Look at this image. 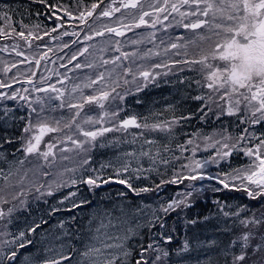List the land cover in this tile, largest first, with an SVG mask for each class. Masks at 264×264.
Instances as JSON below:
<instances>
[{
  "label": "snow or ice",
  "instance_id": "obj_1",
  "mask_svg": "<svg viewBox=\"0 0 264 264\" xmlns=\"http://www.w3.org/2000/svg\"><path fill=\"white\" fill-rule=\"evenodd\" d=\"M31 2L46 7L48 13L51 14L50 18L59 22L50 30L45 31L43 36L51 37L52 33L58 32L61 27H65L64 17H67L69 21L79 22L77 25L68 24L67 27H79L83 30L87 26L90 29V32L84 35L83 41L80 40L81 33L79 31H64L59 37H53V39H59L63 36H74L77 39L72 41L73 44L78 41L80 43L91 41L95 37H104L106 34L122 37L133 27L147 26L155 28L157 23L162 24L168 20L169 16L175 14V16L179 17V20H176V24L195 34L194 39L188 40L189 44L195 45L197 41L201 43L210 42L207 48L201 47L198 59L171 62V66L178 64L200 66L198 71L201 79L188 81L189 87L194 83L198 88L207 89L208 93H210H201L191 97L195 101L202 102L196 110L200 113L199 118L205 119L208 113L212 112L218 120L224 115L236 117L238 126H246L241 129V134L237 137L235 143L230 145L216 140L215 143L208 145V147L215 148L216 144H219L220 148L216 150L215 155L211 158L201 162L192 158L195 157L197 149L200 148L199 144H195L194 147L189 149L188 146L194 144L192 138L187 139L186 142L176 143L175 148H173V142L176 141L179 135L176 131L177 127H182V122L191 121L195 112L179 116L173 114L170 120L162 122L150 123L148 117H144L143 122H139L138 118L133 115L112 123L114 118L119 117V110H114L111 113L105 110L98 119L86 115L82 123L78 124L77 119L80 118L85 105H97L99 108L104 109L105 102L109 100L112 93L116 92L115 87L110 88L109 84L101 83L106 79L104 72H100L94 79L89 78V82L83 85L85 88H91L97 84H101V88L94 94L83 95L78 102H69L67 107L76 109V111L68 122L63 125L64 128L68 129L75 125L76 132L84 139H73L72 136H66L59 141V144L70 141L75 146L74 148L62 147L59 149L60 152L77 151L78 155L83 154V158L80 161V168L83 169V172L78 179H71L70 183L68 181L57 183L56 190L82 184L88 190L94 191L103 185L116 184L122 185L127 190L126 192H119V196L127 198L128 194L139 197L146 193L155 194L166 185H180L184 184L185 181L190 183L185 185V191L177 193L176 197L159 204L156 208L147 204L143 207L136 205L134 208L132 206H120V214L117 216L105 213L99 218L94 227H91L92 221H89V232L91 234L81 249H78L73 242H69L78 233H70L68 230H64L53 234L48 244L38 249L35 255H24L20 252V249H25L29 245L34 246V241L25 239L26 233L21 231L17 238L0 242V264H167L166 258L169 256V252L160 245H170L173 240L172 235L167 230L168 217L172 213H176L179 216L180 212L185 208L193 207V199L205 190H210L213 193H218L222 190L243 192L250 200L259 201L258 213L246 207H237L232 211H228L221 206L220 201H216V204L218 206V214L225 218L222 231L229 236L228 244L223 249L224 264H264V134L260 136H257L254 132L249 134L250 127L256 125L264 127V0H163L162 3H160V0H156L155 3H149L151 11L142 10L141 0H111L110 4L97 13V9L104 4V0H98V2L92 3L89 8H85L78 14H73V12L63 6L53 5L49 0H31ZM117 3H119V6H115ZM121 8H141L138 19H134L131 24H125L123 20H120L116 26L104 24L95 28L93 24L89 23L93 17H95V20H100L101 18L111 20ZM11 12V8H7V10L0 8V39L8 40L18 37L29 48L32 47L33 40L43 39V36L38 32L25 31L28 29V25L23 23L22 20L19 22L22 30L18 31L13 23H9V21L13 20V15H10ZM61 12L63 16L59 14ZM165 13L167 15H164ZM40 14L42 13H37V15ZM210 14L211 19H209ZM149 16H154L151 23L145 19V17ZM161 16H163V19H161ZM193 17L195 19H192ZM95 20H93V23H95ZM34 27L39 29L41 26L36 24ZM204 28H207L209 34L197 32L198 29ZM177 39H183V37H178ZM133 43H138V41H133ZM187 46V44L172 43L170 48L179 49L181 47L187 48ZM68 47L70 45L65 43L62 45L61 50ZM18 49L19 44L12 46L15 54L23 57V60L11 65H5V74L11 72L12 68L18 67L19 64L25 61L34 63L35 68L38 69L41 60L47 57V52H44L38 59L33 57L30 60L25 56L24 52ZM0 51H8V49L0 48ZM48 51H51V49H48ZM101 51H105V49L102 48ZM115 51L120 52V55L112 59H103L101 57L102 65H116L121 56L127 59L130 55L129 53L121 52L119 40L115 41ZM88 52V47L78 49L71 55L67 63L61 64L60 67L68 68L69 64H73V61H77L80 56H84ZM131 55H134V53ZM85 67L92 68L95 67V64L91 62L87 64L75 63L69 71ZM154 67L170 66L168 64H157ZM180 70L184 71V69ZM188 70L192 71L193 69L189 67ZM29 71H31L32 75L27 76L25 73V79L23 80L19 79L18 76H13L11 83L0 80V89H12L10 92H0V101H16L19 98V100L30 104L29 96L21 94V92L28 93V88L20 90L13 88L14 84L23 83L32 85L31 91L33 92L47 93L51 91L57 93V95L51 96L49 99L61 100L59 107L63 108V90L56 88L54 84L47 87H36L37 82L32 78L36 76V71L32 69H29ZM130 72L131 69H125V75ZM167 74V72L164 73V75ZM57 75L60 74L57 73ZM108 75L111 77V73ZM139 76L143 77L145 82H148L150 78L153 81L156 79V76L147 70L140 71ZM48 78L50 79V77ZM67 78L65 74V79ZM180 82L184 83L183 80ZM39 83L43 84V79ZM59 83H64V79H61ZM79 87V85L75 86L73 92L77 91ZM137 90L139 91L140 89L138 88ZM117 95L123 100V95L119 93ZM220 101H225V104H220ZM38 102L43 103V101ZM213 104L220 109L218 113L213 111ZM172 107L174 108V106ZM12 112L13 110L9 107L0 109V131L8 126L10 120L15 119L14 115L11 114ZM31 112L37 113V110L32 108ZM37 116L39 117V113H37ZM106 117L108 118L107 124L111 126H106ZM85 124H99L100 127L95 128V130L86 129L83 127ZM129 129H141L142 131L129 133ZM62 130L60 120H57L56 125L52 126L43 118L33 123L32 118L29 117L22 129L24 135L16 138L0 136V141H2L0 148H3L6 144L14 143V139H21L23 141L22 147L18 148L17 151H22L25 156H38L46 163H54L56 161L55 150L58 144L45 142V137ZM112 132L128 133L133 138L130 141L127 139L121 141L119 138L112 141L101 139ZM145 132L160 133L162 134V139H148L144 137ZM140 137H144L143 144L156 147L144 150L142 144L140 150H125L122 156L116 158L115 163L108 161L101 164L99 169L91 166V157L88 153L96 147L105 148L118 143L135 144ZM211 139L212 137H205V140ZM223 139L228 141L232 137L226 135ZM250 139L258 141L255 147L238 148V144ZM98 141L99 143H97ZM42 143H45L46 150H41ZM177 150L181 155L176 154ZM206 150L207 147L205 148ZM187 151H191V157L183 155ZM233 151H241L250 158V162L245 168H237L229 172H217L215 175L207 171L209 165L216 164L219 166L220 161L230 157ZM169 153L170 155H168ZM144 158L149 161L148 166L142 163ZM61 159L68 160L69 157L64 156ZM184 161L187 162L185 163ZM18 163L23 165L25 161L19 160ZM106 169H111L112 173L106 175L104 171ZM65 170L76 171L75 168H66ZM233 172H235V175H233ZM12 174L9 171L5 175L3 169H0V177L6 182ZM152 174L159 177L158 182L149 184L136 183V181H149ZM204 181L210 183H200ZM237 181L240 183L237 184ZM42 187L43 185H40V187L36 188V191L40 192ZM78 191V188L77 191H69L58 203L64 205L65 201H71V208L65 207V210L69 212L89 203L86 198L80 202L72 199L77 196ZM40 195L52 196V186L49 185V190L40 192ZM2 202L7 203V200ZM21 203L23 204L24 201H21ZM145 209H148V211H145ZM59 211H61L59 207H53L50 215ZM11 212L12 209H8V213L11 214ZM4 216L5 212L0 210V219H3ZM228 220L232 221L231 227L228 225ZM47 223V220L42 219L39 223L30 227L28 233H36L42 224ZM186 223L194 225L197 220L188 219ZM59 228L63 230L64 224L60 223ZM143 228H147L150 235L153 234L152 229H156L155 235L160 236L159 241L152 240L145 244H140L138 237L142 235L140 230ZM161 229L165 231L161 233ZM17 239L19 243H17ZM81 240L83 241V237H81ZM133 241L136 244H140V247L136 248ZM57 242H59L58 247ZM5 247L7 250H5ZM189 248L190 244L185 240L181 251L187 252ZM50 252H55V255L49 256L48 253ZM21 256H23V260L20 259ZM208 264H212L211 260H209Z\"/></svg>",
  "mask_w": 264,
  "mask_h": 264
},
{
  "label": "trees",
  "instance_id": "obj_2",
  "mask_svg": "<svg viewBox=\"0 0 264 264\" xmlns=\"http://www.w3.org/2000/svg\"><path fill=\"white\" fill-rule=\"evenodd\" d=\"M49 2L53 5L63 6L73 12V14H78L85 8H89L92 3L98 2V0H49ZM155 2L156 0H141L142 10L151 11L149 3ZM162 2L163 0H160V3ZM110 3L111 0H104V4L97 9V13ZM115 6H119V3ZM157 6H159V4H157ZM0 8H4L5 10H7V8L12 9L10 15H13V20L9 21V23H13L18 31L22 30L19 26L21 20L28 25V29L25 31L31 30L34 33L38 32L41 36H43L45 31L50 30L55 24L59 23L50 18L51 14L48 13L46 7L32 3L31 0H0ZM140 11L141 8H121L119 12L114 14L111 20L107 18L95 20V17H93L89 23L93 24L94 28L104 24L116 26L120 20H123L125 24H131L134 19H138ZM38 12L42 14L37 15ZM59 14L63 16L62 12ZM164 15H167V13ZM153 18L154 16L145 17L149 23H151ZM161 19H163V16H161ZM192 19H195V17ZM93 20H95V23H93ZM176 20H179V17L173 14V16H169L168 20L164 21L162 24L157 23L155 28L147 26L138 28L133 27L122 37L106 34L104 37H95V39L91 41H84L83 43L78 41L73 44L72 41L77 39L74 36H63L59 39H53V37H59L64 31H79L81 33L80 40L83 41L84 35L88 34L90 29H88L87 26H85L83 30L79 27H67L68 24L77 25L79 22L69 21L67 17H64L65 27H61L58 32L52 33L51 37L43 36L42 40H33L31 48L18 37H13L8 40L0 39V48L8 49V51H0V80L11 83L13 76H18L19 79L23 80L25 79V73L27 76L32 75L31 71H29V69H32L36 71V76L32 77L33 80L37 82L36 87H47L48 85L54 84L56 88L64 92L62 97L64 107L61 108L59 107L61 100L49 99V97L55 96L57 93L51 91L47 93L33 92L31 91L32 85L23 83L14 84L13 88L16 90L23 89L27 86L29 92L28 95H26L29 96L31 103L29 104L26 101L19 100V98H17L16 101H0V109L4 107L11 108L13 110L11 114L15 117V119L9 121L5 129L0 131V136L11 138L21 137L24 135L22 129L27 123L28 118L31 117L33 123H35L34 118L40 110L52 111L53 117L45 119L50 125L55 126L57 120L61 121V128L63 130L60 131L59 134L53 133L55 136L54 138L60 141L68 135L72 136V132H67L69 129L64 128L63 125L68 122L76 109H69L67 104L69 102L80 101L83 95H90L99 91L101 84L93 85L91 88H85L83 85L89 82V78L94 79L100 72H104L106 79L101 83H107L110 88H116V92L112 93L109 100L105 102V108L102 111L104 112L107 110L111 113L114 110H119V117L114 118L112 123H116L121 118L133 115L138 118L139 122H143L144 117H148L150 123L157 121L162 122L164 120H170L173 114L179 116L181 114L188 115L195 112L191 121L182 122V127H177L176 131L179 135L176 141L173 142V148H175L176 143L186 142L187 139L192 138L194 144L189 145V149L194 147L195 144L200 145L195 157L192 158L198 159L201 162L211 158L215 155L216 150L220 148L219 144H216L215 148L208 147V145L215 143L216 140H220L221 143L226 142L230 145L235 143L237 137L241 134V129L246 126H238L236 117L224 115L218 120L215 118V115L210 112L205 119L199 118L200 113L196 110L198 105H201L202 102L195 101L191 99V97L201 93H208V90L200 89L194 83L189 87L188 81L201 79V75L198 71L200 66H189L184 64L171 66V62L173 61L198 59L201 47L207 48L210 43L208 41L203 43L197 41L195 45L189 44L188 40L194 39L195 34L176 24ZM36 24H40L41 27L39 29L35 28L34 26ZM204 31L205 34H209L207 28L197 30L199 33H204ZM178 37H183V39H177ZM214 38L215 37H213V39ZM117 40L120 41L121 52L129 53L130 55L127 59L122 56V60L117 61L116 65H102L101 57H103V59H112L117 54H120V52L115 51V41ZM133 41H138V43H133ZM65 43H68L70 47L61 50L62 45ZM172 43H179L181 45L187 44L188 46L187 48L181 47L179 49H171L170 45ZM14 44H19L18 50L24 52L25 56L30 60L33 57L38 59L44 52H47V57L41 60L38 69L35 68L34 63L25 61L19 64L18 67L12 68L11 72L5 74V65H11L12 63L23 60V57L17 56L12 50ZM84 47L89 48L88 53H85L84 56H80L77 61H73V64H69L68 68L60 67L61 64L67 63L74 52ZM102 48H104L105 51H101ZM48 49H51V51H48ZM133 53L134 55H131ZM185 53H187V55H185ZM90 62L94 63L95 67H85L69 71V69L73 68L75 63L87 64ZM157 64H168L170 67H154V65ZM189 67L193 70L189 71ZM125 69H131V72L125 75ZM180 69H184V71ZM143 70L152 72L156 76V79L153 81L150 78L148 82H145L143 77L139 76V72ZM165 72L168 74L164 75ZM57 73L60 75H57ZM109 73H111V77H109ZM65 74L68 77L67 79H65ZM48 77H50V79ZM41 79H43V84L39 83ZM61 79H64V83H59ZM182 80L184 83L180 82ZM125 81H127V83H125ZM77 85L80 86L79 89L73 92V88ZM138 88L140 89L139 91L137 90ZM10 91H12V89H0V92ZM117 93L123 95V100L120 99ZM110 99L111 103L106 105ZM38 101H43V103ZM85 106H87L86 109H89L93 105ZM172 106H174V108ZM32 108H35L37 113H32ZM212 108L216 113L220 111L214 104ZM86 114V112H82L80 120L77 122H82ZM40 118L39 116L38 119ZM107 119L106 117V126H111L107 124ZM85 127H87V124H85ZM86 129H92V127ZM141 131V129H129V133H139ZM253 132L260 136V134H264V127L260 125L258 127H250L249 134ZM226 135H230L232 139L225 141L223 137ZM144 137L161 140L162 134L145 132ZM144 137H140L135 144L118 143L105 148L96 147L88 153L91 157V166L99 169L101 164L107 163L108 161L115 163L116 158L122 156L125 150H140ZM205 137H212V139L205 140ZM116 138H119L121 141L124 139L130 141L133 137L128 133L112 132L106 134V137L101 139L112 141ZM0 143H2V141H0ZM97 143H99V141ZM256 144L257 143H253V139L245 140L238 144V148H251L255 147ZM21 147L22 140L14 139V143L6 144L3 148H0V169H3L5 175H7L9 171L13 173L7 182L0 177V191L3 187L10 184L16 187V193L18 195L12 193L9 199L11 203L19 207L13 209L11 214L8 212L5 213L3 218L6 233L5 240H13L18 237L21 231H24L26 233L25 239L34 241V246L29 245L25 249H20V252L24 255H35L38 249L48 244L53 234L60 233L64 230H68L70 233H78V235L73 237L69 242H73L78 249H81L84 243L87 242L88 236L91 234L89 232V221H92L91 227H94L99 218L105 213L117 216L120 214V206H132L134 208L136 205L143 207L147 204L156 208L159 204L168 201L170 198L176 197L177 193L185 191V185L190 183L185 181L184 184L180 185H166L155 194L146 193L139 197L128 194L127 198L119 196V192H126L127 190L124 189L122 185L116 184L103 185L101 188L95 189L94 191L88 190V188L82 184L71 188L64 187L56 190L57 183L65 181L70 183L71 179H78L83 172V169L80 168V161L83 155L81 159L76 157L75 160L72 161H69L71 158L67 155L69 159L62 160L63 163H66V167H64L58 178L50 184L52 186L53 195L42 196L36 191V188L43 185L41 192L49 190L47 182L50 180L51 176L56 175V166L54 168L52 163L38 160L37 156L30 158L26 157L22 151H17V149ZM154 147L156 146L143 144L144 150ZM206 147L207 150L205 151ZM176 154L181 155L178 150ZM168 155H170V153ZM183 155L188 157L192 156L191 151H187L183 153ZM61 157L57 154L55 162H61ZM19 160H24L25 163L20 165L18 163ZM184 162L186 163L187 161ZM142 163L145 166L149 165L147 158H144ZM248 163L247 156H245L243 152L233 151L230 157L220 161L219 166L216 164L209 165L207 171L215 175L217 172H229L233 169L245 168ZM66 168H75L76 171H66ZM44 170L46 171L45 173ZM104 171L106 175L112 173L111 169H106ZM32 172H39L43 177H38L36 175L34 179L36 183L34 185H24L21 182V178L30 176ZM47 174H49L48 177H46ZM145 174L148 175L147 173ZM233 175H235V172H233ZM42 178H44V180ZM158 179L159 177L152 174L149 181H136V183L149 184L158 182ZM200 183L209 184L210 182L204 181ZM239 183L240 182L237 181V184ZM24 188L30 189V192L24 193ZM77 188L79 189L78 194L72 199L76 202H80L86 198L89 203L69 212L65 210V207L71 208V201H65L64 205H60L58 201L69 191H77ZM21 201H24V203L22 204ZM216 201H220L221 206L225 207L228 211H232L237 207H246L257 213L259 211V201L250 200L243 192L222 190L221 192L213 193L210 190H205L193 199V207L185 208L180 212L179 216H177L176 213H172L168 217L167 230L172 235L173 240L170 245H160L169 252V256L166 258L167 264H208L209 260H211L212 264H224L225 256L223 249L228 244L229 236L222 231L225 218L218 214ZM53 207H59L61 211L50 215ZM145 211H148V209H145ZM161 215L163 214L161 213ZM42 219L47 220L48 223L42 224L41 227L37 229L36 233H28V229L39 223ZM188 219L197 220V223L194 225L187 224L186 221ZM60 223L64 224L63 230L59 228ZM228 225L229 227L232 226L231 220H228ZM140 231L142 232V235L138 237L140 244H145L152 240L159 241L160 239L159 235H155L156 229H152V235L149 234L147 228H143ZM164 231V229L160 230L161 233ZM81 237H83V241ZM185 240L190 244L189 251L187 252L181 251ZM17 243H19L18 239ZM133 244L136 248L140 247V244H136L135 241H133ZM58 246L59 242H57V247ZM5 250H7L6 247ZM48 255L54 256L55 252H50ZM20 259L23 260V256H21Z\"/></svg>",
  "mask_w": 264,
  "mask_h": 264
},
{
  "label": "rangeland",
  "instance_id": "obj_3",
  "mask_svg": "<svg viewBox=\"0 0 264 264\" xmlns=\"http://www.w3.org/2000/svg\"><path fill=\"white\" fill-rule=\"evenodd\" d=\"M209 19H211V14L209 15ZM200 33H203V32H200ZM204 33H205V31H204ZM215 39V38H214ZM120 54H117L116 56H119ZM116 56H114V57H116ZM122 56H121V59L120 60H122ZM139 63H140V61H139ZM24 88H27V86H25ZM28 95V93H23L22 92V95ZM111 103V99H110V101L106 104V105H109ZM220 104H225V101H220ZM87 108V106H85V110L83 111V112H86L87 114V116H92L93 118H95V119H98L99 117H100V115L103 113L102 111H103V109H101V108H99L97 105H93L91 108H89V109H86ZM48 113V115H47V113ZM39 113V116L41 117V118H43V119H48L49 117H53V115H52V111H45V110H40V112H38ZM37 115V114H36ZM81 115H82V113H81ZM81 117V116H80ZM37 119H38V117L36 116L35 118H34V121L36 122L37 121ZM80 120V118H78L77 119V121H79ZM78 124H80V123H82V122H77ZM259 125H256L255 127H258ZM83 127L84 128H90V127H92V129H95V128H99L100 127V125L99 124H96V125H87V127H85V125H83ZM72 132V136H73V139H80V140H83L84 139V137H82V136H80L79 135V133L78 132H76V128H75V125L71 128V129H69L67 132ZM57 134H59V132H57ZM256 134V133H255ZM261 135V134H260ZM69 136V135H68ZM257 136H259V135H257ZM55 136H54V134L53 133H51V134H49L48 136H46L45 137V142H52V143H56V144H58V147L56 148V155L58 154L60 157L62 156V157H64V156H70V158H71V160H69V161H72V160H75V158L76 157H78L79 159H81L82 157V155L83 154H80V155H78L77 154V151H70V152H60V148H62V147H67V148H74L75 146L74 145H72L71 144V142L69 141V142H67V143H64V144H59V140H57L56 138H54ZM22 143H23V141H22ZM253 143H258V141L257 140H255V139H253ZM41 150L43 151V150H46V148H45V143H42L41 144ZM26 157H36V156H26ZM38 157V156H37ZM61 157V158H62ZM51 159V158H50ZM247 159H248V161L250 162V158L249 157H247ZM38 160H43L42 158H39L38 157ZM61 162H54V163H52V165H53V167L55 168V166H56V175L55 176H51L50 177V180L47 182V185H50V184H52L54 181H55V179L56 178H58V176H59V174L62 172V170L64 169V167H66L65 166V164L66 163H63V161H62V159L60 160ZM76 162V161H75ZM75 162H71V163H75ZM43 169V168H42ZM46 171L44 170V173H45ZM36 175L38 176V177H43V175L41 176V174L39 173V172H32V174L30 175V176H24L23 178H21V181H22V183L24 184V185H27V184H32V185H34L36 182L34 181V179L36 178ZM49 176V174H47L46 175V177H48ZM45 177V178H46ZM43 180H44V178H42ZM23 191H24V193H28V192H30V189H26V188H24L23 189ZM42 190L40 189V192H41ZM39 192V193H40ZM12 193H14V194H16V195H18L17 193H16V187L13 185V184H10V185H8V186H5V187H3L2 188V190L0 191V210H3L5 213L6 212H8V209H15V208H17V207H19L18 205L16 206V205H14L13 203H11L10 202V196H11V194ZM3 200H7V203H3L2 201ZM3 205V206H2ZM6 239V233H5V229H4V221H3V219H0V242H2L3 240H5Z\"/></svg>",
  "mask_w": 264,
  "mask_h": 264
}]
</instances>
